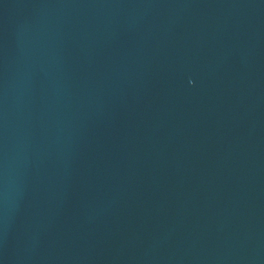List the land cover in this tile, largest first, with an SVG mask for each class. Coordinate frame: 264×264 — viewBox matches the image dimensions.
Segmentation results:
<instances>
[{"label":"water","instance_id":"95a60500","mask_svg":"<svg viewBox=\"0 0 264 264\" xmlns=\"http://www.w3.org/2000/svg\"><path fill=\"white\" fill-rule=\"evenodd\" d=\"M0 264H264V0H0Z\"/></svg>","mask_w":264,"mask_h":264}]
</instances>
